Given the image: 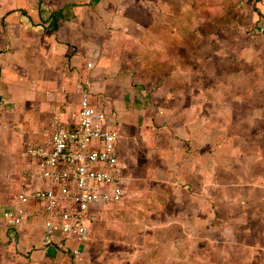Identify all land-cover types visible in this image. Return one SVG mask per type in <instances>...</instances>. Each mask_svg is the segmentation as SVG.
I'll return each mask as SVG.
<instances>
[{
  "label": "crops",
  "instance_id": "0c3cea01",
  "mask_svg": "<svg viewBox=\"0 0 264 264\" xmlns=\"http://www.w3.org/2000/svg\"><path fill=\"white\" fill-rule=\"evenodd\" d=\"M212 1L0 0V214L28 212L16 231L0 223V264H217V211L240 189L264 202V156L245 164L217 146L225 129L189 117L178 49L200 42L185 32ZM83 93L117 120L124 196L97 208L73 259L42 247L43 206L17 195L49 187L21 153L55 119L71 129Z\"/></svg>",
  "mask_w": 264,
  "mask_h": 264
},
{
  "label": "rangeland",
  "instance_id": "374dc122",
  "mask_svg": "<svg viewBox=\"0 0 264 264\" xmlns=\"http://www.w3.org/2000/svg\"><path fill=\"white\" fill-rule=\"evenodd\" d=\"M210 3L204 13L201 8L200 27L185 32V38L193 35L200 42L185 52L178 49L185 104L196 122L200 116L204 124L225 129L226 139L216 133L217 146L233 155L245 149L241 154L250 156L248 164L252 155L264 156V0ZM237 193L244 199L217 211V264H264V202L256 204L249 190Z\"/></svg>",
  "mask_w": 264,
  "mask_h": 264
},
{
  "label": "built area",
  "instance_id": "2783aa9c",
  "mask_svg": "<svg viewBox=\"0 0 264 264\" xmlns=\"http://www.w3.org/2000/svg\"><path fill=\"white\" fill-rule=\"evenodd\" d=\"M80 111L67 129L53 120V132L44 144L27 146L21 156L39 163L37 177L49 182L46 189L17 195L19 202L43 206V248L57 245L78 259L89 239V224L99 207L120 202L124 196L123 167L117 155L118 123L113 114L90 104L83 93ZM28 212L18 206L0 214V223L16 231ZM69 240L76 247H67Z\"/></svg>",
  "mask_w": 264,
  "mask_h": 264
}]
</instances>
